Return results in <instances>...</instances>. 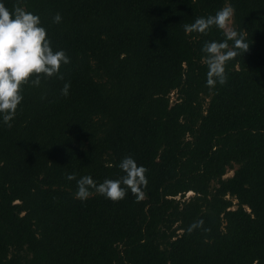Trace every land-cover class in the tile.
<instances>
[{
    "label": "trees",
    "instance_id": "1",
    "mask_svg": "<svg viewBox=\"0 0 264 264\" xmlns=\"http://www.w3.org/2000/svg\"><path fill=\"white\" fill-rule=\"evenodd\" d=\"M228 5L249 49L210 89L201 49L223 32L183 25ZM23 6L70 63L23 87L11 128L0 117V264H264V0ZM129 156L147 169L142 201L75 198Z\"/></svg>",
    "mask_w": 264,
    "mask_h": 264
},
{
    "label": "clouds",
    "instance_id": "2",
    "mask_svg": "<svg viewBox=\"0 0 264 264\" xmlns=\"http://www.w3.org/2000/svg\"><path fill=\"white\" fill-rule=\"evenodd\" d=\"M234 12L235 9L228 5L214 15L183 25L186 34H207L213 27L223 32L225 38L222 41L205 42L201 49L207 66L206 86L210 89L227 83L226 64L249 49L244 37L229 26ZM61 20L59 13L53 16V23L58 24ZM69 63L70 59L63 50H53L40 17L26 11L23 0H16L11 10L0 3V117L6 127H12L11 121L23 100V87H38L42 80L53 77L63 80L60 68ZM70 86V82L65 83L61 95L67 96ZM119 168L123 176L115 180L105 179L100 184L90 176L81 177L77 180L75 198L83 202L94 192L112 202H119L130 192L135 202L142 201L146 196L147 169L138 166L130 156L121 160ZM66 179L72 181L77 177L70 173ZM202 224L203 221H199L191 225L187 232L191 234ZM204 231L207 233L210 229Z\"/></svg>",
    "mask_w": 264,
    "mask_h": 264
},
{
    "label": "rangeland",
    "instance_id": "3",
    "mask_svg": "<svg viewBox=\"0 0 264 264\" xmlns=\"http://www.w3.org/2000/svg\"><path fill=\"white\" fill-rule=\"evenodd\" d=\"M229 26L231 27V25H230V22H229ZM171 100L173 101L174 99H175V95H171ZM232 175V171H228L227 172V174L225 175V178L226 177H230ZM192 195V193H188V194H186L185 195V198H188V197H190ZM235 203V202H234Z\"/></svg>",
    "mask_w": 264,
    "mask_h": 264
}]
</instances>
